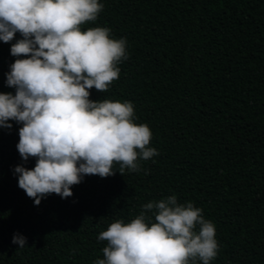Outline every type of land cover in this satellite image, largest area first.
Masks as SVG:
<instances>
[{
  "label": "trees",
  "instance_id": "1",
  "mask_svg": "<svg viewBox=\"0 0 264 264\" xmlns=\"http://www.w3.org/2000/svg\"><path fill=\"white\" fill-rule=\"evenodd\" d=\"M89 27L126 38L120 77L94 101H130L159 155L139 172L85 176L39 206L18 186L19 128H0V264H94L100 232L150 201L193 202L216 227L211 264H264V0H100ZM0 41V93L17 57ZM150 215V214H149ZM27 238L19 249L13 236Z\"/></svg>",
  "mask_w": 264,
  "mask_h": 264
},
{
  "label": "clouds",
  "instance_id": "2",
  "mask_svg": "<svg viewBox=\"0 0 264 264\" xmlns=\"http://www.w3.org/2000/svg\"><path fill=\"white\" fill-rule=\"evenodd\" d=\"M100 0H0V41L17 57L6 74L15 93H0V128H19L18 186L34 204L50 194L66 199L85 176L139 172L140 161L159 155L152 131L135 123L130 101L90 99L120 77L128 59L126 38L89 27L103 11ZM150 214V215H149ZM103 258L94 264H211L219 252L216 227L193 202L175 195L150 201L130 222L116 220L100 232ZM19 249L27 238L15 234Z\"/></svg>",
  "mask_w": 264,
  "mask_h": 264
}]
</instances>
